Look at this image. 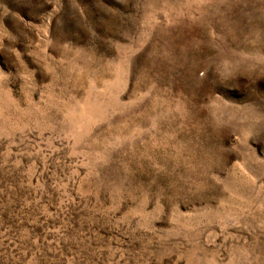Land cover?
Segmentation results:
<instances>
[{
    "label": "rangeland",
    "instance_id": "obj_1",
    "mask_svg": "<svg viewBox=\"0 0 264 264\" xmlns=\"http://www.w3.org/2000/svg\"><path fill=\"white\" fill-rule=\"evenodd\" d=\"M0 264H264V0H0Z\"/></svg>",
    "mask_w": 264,
    "mask_h": 264
}]
</instances>
